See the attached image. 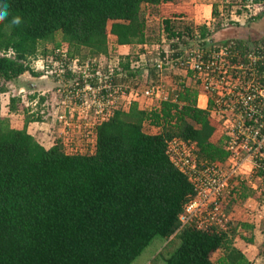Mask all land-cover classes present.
I'll use <instances>...</instances> for the list:
<instances>
[{
    "label": "trees",
    "instance_id": "trees-1",
    "mask_svg": "<svg viewBox=\"0 0 264 264\" xmlns=\"http://www.w3.org/2000/svg\"><path fill=\"white\" fill-rule=\"evenodd\" d=\"M168 2L173 0H0V9L7 5L0 21V53L5 54H0V95L2 83L33 73L29 60L41 53V42L60 33L73 56L83 50L88 56L107 55L109 33L119 45L146 44L142 6ZM189 16L188 11L171 15L178 21ZM261 18L249 30L218 26L215 37L257 40L264 35V14ZM168 32V39L177 36L174 28ZM9 51L15 56H7ZM33 91L31 86L27 102L36 97ZM177 94L176 102L152 110L136 103L117 110L98 127L95 153L75 156L59 142L46 149L29 134V124L40 121L32 117L46 110L43 106L34 115L26 107L22 126L3 128L0 102V264H132L156 238L163 239L166 264H214L212 255L221 249L226 255L220 264H250L228 234L182 227L180 215L195 191L170 161L168 141L196 142L203 162L225 161L228 153L222 127L197 106L198 89L182 87ZM17 102L22 104L19 91ZM147 122L162 132L146 133ZM250 196L244 189L227 201L244 204Z\"/></svg>",
    "mask_w": 264,
    "mask_h": 264
},
{
    "label": "built area",
    "instance_id": "built-area-1",
    "mask_svg": "<svg viewBox=\"0 0 264 264\" xmlns=\"http://www.w3.org/2000/svg\"><path fill=\"white\" fill-rule=\"evenodd\" d=\"M216 1L210 3L213 22L200 29L190 25L175 30L177 36L168 44L165 41L167 48L162 44L144 47L145 52L130 61L128 70L122 59L116 64L110 54L83 58L71 55L64 47L55 48L49 56L38 54L29 60L30 71L37 77L30 72L23 77L29 74L44 87L37 90V84L31 85L36 94L31 101L27 102L25 88L19 90V96L30 114L40 105L50 109L44 120L51 119L64 152L75 156L93 155L98 127L127 104L141 97L167 101V76L174 77L177 92L182 87H196L198 108L209 112L222 127L228 157L203 162L196 142L181 138L168 141L170 161L195 191L180 221L182 227L214 229L230 237L237 205L229 206L227 200L244 189L251 193L244 204L238 203L244 209V221L254 228L264 222V35L257 40L216 38V20L227 18L226 8L231 2ZM234 1H242L248 19L264 14L263 3ZM231 23L238 25L233 20ZM7 56L14 57L15 53L9 51ZM140 71L156 72V78L142 90ZM127 79L128 83H123ZM43 97L46 102L40 103ZM177 99L176 93L174 101ZM234 237L238 241L239 236Z\"/></svg>",
    "mask_w": 264,
    "mask_h": 264
},
{
    "label": "rangeland",
    "instance_id": "rangeland-1",
    "mask_svg": "<svg viewBox=\"0 0 264 264\" xmlns=\"http://www.w3.org/2000/svg\"><path fill=\"white\" fill-rule=\"evenodd\" d=\"M176 2H181V3H186V4H190V6H200L201 8L204 7L205 10H208V12L206 14H208V18H206L205 16L202 17V19H200L197 23L196 22H191V21H175L177 22V24H175V26L173 27L175 30L177 29H183L186 28L187 26H195L197 28H202L204 27V25L206 24V22H213V15L211 14V12L213 13V8L210 7V3L211 2H215L216 0H175ZM220 0H217L216 2H219ZM231 4L228 3L229 5H227L226 8V13H227V18L222 19V20H216L217 23L222 24V26H226L228 24H232V20L233 22H235L236 24L239 25V27L241 28H246L248 29V27H251L253 25L254 22H256L257 24H261V17H257L256 19H248L249 14L247 12V10L244 8L242 1H234L232 3V0H230ZM191 6V7H192ZM195 6V7H196ZM142 14L143 17H145L144 19L146 20V17L148 16V11L146 8H144L142 10ZM202 14H204V12H202ZM263 17V16H262ZM212 19V20H211ZM259 19V20H257ZM148 20V19H147ZM155 19L151 18L148 21V37L149 39L153 40L156 44L157 43V39L161 37L162 40L166 41L167 44L171 42L170 38V32H165L163 34V28L161 27L160 22L154 21ZM113 22H110L109 24V30L111 29ZM233 25V24H232ZM173 28H172V32H173ZM217 28V26H216ZM249 30V29H248ZM160 31V33H159ZM111 34V33H109ZM160 36V37H159ZM111 37V36H110ZM63 41V37L60 33H58L55 36V39L52 42H41L39 44V50H40V55L43 54L44 56H49L51 53H49L50 51L47 50L48 46H56V44L60 43L62 44ZM162 42V46L167 48L168 45L166 44V42ZM108 42H112L111 38H109L108 35ZM62 47H64V49L69 48L68 44L66 45H62ZM46 50V51H45ZM47 53H45V52ZM111 52L109 57H112V60H114V63H118L117 61H120L122 59L121 55H119V53H117L116 51L112 50L109 51ZM89 54L88 50H83L81 51V55L80 57L86 58ZM138 56V55H137ZM124 61H122L121 63L123 64ZM141 73V72H140ZM139 73V74H140ZM138 74V76H139ZM33 77V76H32ZM29 74L26 77H23L22 79H19L17 82L14 83H2V86H4V93H2L0 95V102H1V121H2V126L3 128H16L18 126H22V118L25 115H28V110L26 109V106L24 107L23 104L18 103L17 102V97H18V91L20 88H25L26 93L29 92V90L31 89V84H39V86L37 87V90H41L42 87H44V84H41L40 82L34 80ZM140 78V76H139ZM13 99H15L16 101H13ZM46 109V108H45ZM48 111H50V109L48 108V110H44L42 112H45L44 114H42L41 112H39V115H34V118L32 117V120H44V118H47V113ZM45 121V120H44ZM42 128V130L44 132H48V134H50L49 140L51 142V144L49 143H44V141H40V143H44L43 145L45 146V148H50L51 146H53L52 144L55 142L56 144H58V142H60L59 139V131L56 130V128L53 127V122L51 121V119H49L48 121L44 122V124H40ZM47 126V127H45ZM161 130L159 129H155L153 131V133H158ZM38 140V139H37ZM236 209L235 211H233V216H234V225L231 226L230 228V239L229 241L231 242V245L234 248H238L241 251H247L249 248L245 245V243H251V242H261L264 243V222H261V226L259 228H254L253 226L249 225L248 223H246L244 221V209L242 208V206H240L237 202H236ZM243 218V219H241ZM245 224H247L249 227H246ZM232 236V238H231ZM234 236H239L238 241L235 240ZM163 239L161 238H156L155 240H153V242L151 243V245L149 247H147L145 249V251L132 263V264H166L165 262H163V257L165 256L162 253L163 247H164V243L162 242ZM261 240V241H259ZM173 242H175L174 240H172L170 242V244H173ZM261 244V243H259ZM264 245V244H261ZM226 255V251L224 249H221L219 251H217L216 253H214L212 255V261L214 262V264H220L222 258H224ZM260 256L262 257L261 260H259ZM258 260L259 263H256V261H254L253 264H264V246H262V249L260 250V255L258 256Z\"/></svg>",
    "mask_w": 264,
    "mask_h": 264
},
{
    "label": "crops",
    "instance_id": "crops-1",
    "mask_svg": "<svg viewBox=\"0 0 264 264\" xmlns=\"http://www.w3.org/2000/svg\"><path fill=\"white\" fill-rule=\"evenodd\" d=\"M191 6H190V4L176 2L175 0H173V2L163 3L160 6H153V5H148V4L143 5L142 10L144 8H146L148 11V14H147L148 16L146 17V20L144 19L145 17H143V14L141 11V16L145 20V23H146V33H147L148 42L146 44H140V45H119L117 37L114 36L113 34H109V38H111V40H112V42H109V51L114 50L117 53H119V55H121V57H122V60L124 61L123 66L126 67L128 64H130V61L133 58H135L138 54L145 52L144 47H146V46L152 47V46H156V45H161L162 42L165 41V40L164 41L162 40V38H164V37H162V35H161V37L159 36L160 39L159 38L157 39L156 44H154L155 42L153 40L149 39V37H148L149 33L147 32L149 27L147 25L149 24L148 21H149L150 17L155 19L154 21L160 22L161 27L163 28V34L165 32L167 33L169 30L171 31L172 28L175 26V24H177V22H175V21H178V20H176L177 18L171 17V15H173V13H182V12L188 11L190 16L185 18V21L188 20V21H191V22L193 21L196 23L200 19H202L203 16H205L206 18L209 17L208 14H206L208 12V10H205L204 7L201 8L200 6H196V5H195L196 7L195 6L191 7ZM202 12H204V14H202ZM211 14H212V12H211ZM167 20L169 22V25H167V23H166ZM218 26H222V24H219ZM220 32H221V30H220ZM159 33H160V31H159ZM240 33H242V32L240 31ZM228 37L229 36L220 37L219 39L222 40V39L228 38ZM236 38L250 39V38H244L242 36L239 37V34ZM62 44L66 45V43H64V42H62ZM55 48H56V46H48L47 50L50 51L49 53H52ZM45 53H47V52H45ZM110 53L111 52H108V54H110ZM140 72H139L140 73L139 79L142 80V84H141L140 89L142 90V89L146 88L147 84L152 80L153 74H152V72H150V73H146L144 71H140ZM130 76H132V75H130ZM174 81L175 80H174V77L172 75L167 76L164 80L166 87H167V94H168L167 101L168 102H175L174 96L176 95L177 90H176ZM123 83H128V79L124 80ZM161 102H163V101L160 99H149V98L141 97L138 99V101H135L134 103L138 104V107L141 110H152V109L158 108L160 106ZM125 109H126V111H128L130 109V105L127 104ZM44 122H46V121L40 120L39 122L30 123L29 127H28V132L33 137H35L36 140L38 139L37 140L38 142H40L42 140L46 144L47 143L51 144V142L49 140L50 134H48L47 130H46V132H44L42 130L43 127L40 126V124H44ZM45 127H47V126H45ZM155 129H159L161 131L158 133H153V131ZM144 131L148 134L154 135V134L161 133L162 128L155 127V126L151 125L149 122H147L144 124ZM44 143H42V145ZM46 149H49V148H46ZM259 241H261V240H259ZM262 241L261 242L256 241L255 243L254 242H251V243L246 242L245 245L249 248L247 251H245V250L241 251L240 249H238V248L237 249L240 250L246 256V258L248 259L250 264H253L254 261H256V263H259V260H261L262 257L260 256V258L258 260V256L260 255V250L262 249V246H264V245H261V244H264V243H262ZM259 243H261V244H259Z\"/></svg>",
    "mask_w": 264,
    "mask_h": 264
},
{
    "label": "clouds",
    "instance_id": "clouds-1",
    "mask_svg": "<svg viewBox=\"0 0 264 264\" xmlns=\"http://www.w3.org/2000/svg\"><path fill=\"white\" fill-rule=\"evenodd\" d=\"M7 16V5H3V8L0 9V21H3ZM20 18L17 17L14 22L19 23Z\"/></svg>",
    "mask_w": 264,
    "mask_h": 264
}]
</instances>
